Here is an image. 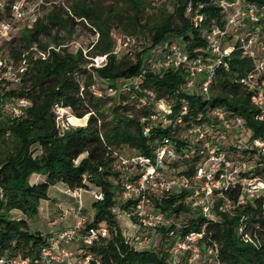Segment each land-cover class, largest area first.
<instances>
[{
	"label": "trees",
	"instance_id": "trees-1",
	"mask_svg": "<svg viewBox=\"0 0 264 264\" xmlns=\"http://www.w3.org/2000/svg\"><path fill=\"white\" fill-rule=\"evenodd\" d=\"M219 1L176 0L173 13L163 15L158 24L149 28V49L162 54L163 44L173 40L179 43L182 54L189 61L198 56L205 59L209 31L216 26L223 29L229 16ZM224 1L231 5L229 1L232 0ZM129 2L134 11L131 33L136 34L145 29V25L140 23L144 5L139 0ZM255 2L264 5L261 0H243L244 7ZM188 5L190 11L186 12ZM42 12L43 17L32 28L26 29L22 36L6 44L14 64L22 58L24 53L21 51H29L32 46L47 53V56L41 59L29 51L30 55L24 57L27 70L14 95L16 100L28 99L30 105L21 118L3 116L0 119V255L10 253L37 257L39 249L54 233L43 235L38 231L31 232L29 220L37 215L39 203L47 198L48 189L62 184L67 191L95 189L103 194V200L94 199V215L87 222V228L99 227L104 222L108 229V235L100 237L90 247L102 264H172L166 248L171 242L168 234L170 230L180 236L189 231L202 232L199 240L201 251L209 254V249L215 247L209 254L213 261L206 264H264V193L226 211L223 209L225 202H234L239 190H223L212 202V220L204 218L197 209L188 206L183 194H155L152 202L156 209L168 213L170 217L185 215L186 221L179 227H161V242L154 249L136 250L125 242V234L116 224L111 211L115 201H119L118 192L122 183L130 178L128 174L116 170L117 150L122 146H128L135 154L151 155L156 141L168 135L173 147L181 151L189 140L184 137L185 127L190 125L188 122L198 113L214 109H223L230 117H240L249 138L264 140V111L252 104L254 91L239 82L254 67V59L241 48L245 38L239 37L233 45L228 46L230 54L215 67L208 93L204 96L200 92L201 81L195 82L191 87L193 91L187 92L188 72L184 66L166 68L164 71L149 67L145 69L141 55L146 49L138 52L135 60H131L128 54L116 55L111 28L101 22L96 8L72 0L69 7L55 4L43 8ZM173 17L177 20L175 23L171 21ZM80 18L91 20L98 32V39L92 46L94 55H106L103 67L94 69L101 84L98 88L90 74L81 79L87 72V60L82 50H69L65 47L60 52L54 48L49 49V44L41 42V38H50L58 46L59 32L64 30L69 35L74 34V28L79 23L76 19ZM251 25L250 31L256 30L257 33L256 42L261 41L264 45V16ZM228 31L224 42L237 35L231 29ZM20 37L22 48H16L15 44ZM129 78H137V86L127 85L125 81ZM109 79L113 82L109 83ZM121 79L124 82H120ZM103 85L115 88V95L112 96L115 104L111 108L114 112L112 121L107 120L103 111L108 101L102 94L105 93L103 89L107 90ZM128 86L137 102L146 97L145 90H150L157 101L164 100L171 107L173 114L178 113L183 104L187 105L184 125L174 132L168 124L152 122V134L143 136L142 128L149 123L146 119L151 115L152 103L139 109L136 104L137 110L132 102L128 105L126 100L129 96L124 92ZM96 91L99 95L95 94ZM54 103L68 109L76 119L85 121L87 118L85 125L68 126L60 130L52 111ZM129 110L136 114H125ZM260 115L261 119L258 118ZM33 146L39 147L40 151L37 152ZM237 154L242 160L254 161L252 175L264 181V152L249 149ZM199 160L200 156L195 152L184 160L178 158L175 165L184 174L191 176ZM32 175H39L41 179L30 183ZM123 207L127 210L129 204L125 203ZM12 211L21 216L18 214L17 218H11L9 214ZM200 261L199 257L195 264ZM178 264L187 262L181 260Z\"/></svg>",
	"mask_w": 264,
	"mask_h": 264
},
{
	"label": "built area",
	"instance_id": "built-area-1",
	"mask_svg": "<svg viewBox=\"0 0 264 264\" xmlns=\"http://www.w3.org/2000/svg\"><path fill=\"white\" fill-rule=\"evenodd\" d=\"M264 1V0H261ZM258 2L246 5L242 10L229 14L225 27H213L209 31L207 56H201L189 61L182 54L180 45L176 41L164 43L163 59L158 63L165 68L184 66L188 72L186 87L195 85L196 79L201 77L200 92L207 95L210 82L215 73V67L230 54V49L224 46V37L228 30L236 33L235 26L238 17H249L250 23H257L261 16H264V5ZM48 0H0V100L1 94L6 85H19L27 70L26 54L17 64L7 54L6 44L10 42L20 30L22 22L36 16L40 10L46 8ZM219 5L225 9L231 7L224 0L219 1ZM190 11V5L186 12ZM77 21H84L87 27L92 30L95 38H98L96 28L90 25L86 19L80 18ZM201 20V17L198 21ZM239 20V22H240ZM257 39L256 30L248 32L242 42L243 52L254 59V67L241 77L239 82L248 86L254 91L251 102L254 106L264 111V45H261V55L259 59L250 52ZM97 39H95L96 41ZM257 43V42H256ZM173 48V50H172ZM52 49V47H49ZM167 49V50H166ZM56 50V49H55ZM37 57L45 59L47 53L39 51L36 46L29 50ZM114 53H116L114 51ZM85 56V51H83ZM106 60V55L91 58V67H101ZM205 60V61H204ZM257 61V62H256ZM154 67V66H153ZM124 89H129L124 88ZM115 89L109 86L108 91ZM95 94L99 93L96 91ZM146 97H142L137 104V108L156 105V114H151L148 125L142 128V134L148 137L152 134L153 123L160 122L162 125H170L171 130L177 131L184 125L183 119L187 116V105L183 104L178 113L173 114L172 109L164 100H156L153 92L144 91ZM154 101V102H152ZM30 105L28 99L19 98L14 100L11 106L14 117L21 118L25 115L27 107ZM164 107V108H162ZM152 109V108H151ZM52 111L55 114L56 125L62 130L67 126H61L59 119L68 109L54 103ZM259 119L262 118L260 115ZM186 126V136L189 140L181 151H177L170 141L168 135H163L156 141V146L151 151V155L134 154L129 158L118 156L117 165L124 168L129 179L122 183L118 192V199L121 203L129 204L127 209L128 216L135 218L133 224L134 231L128 236L125 235V242L132 245L136 250L144 249L150 243L151 238L147 236L150 229L162 227L169 229L171 226L168 213L160 212L152 202L155 194L184 195L185 203L193 209H197L201 216L208 220L214 218L212 202L217 194L223 190H239V194L234 202L227 200L223 206L226 211H231L234 206L243 205L248 199L257 194L264 193V181L252 175L255 168L250 161H245L237 157V153L243 150L253 149L256 152H264V140L248 137V131L240 117H230L223 109H214L206 113H198L196 117L188 122ZM228 135L234 136L230 139V146L225 147L224 143ZM197 152L200 156L199 163L193 175L188 176L182 169L176 166L177 159L189 158L192 153ZM81 191H67V195L77 200L78 205L71 208L74 218V225L66 227L47 238L45 244L39 249L35 258L15 256L10 253L0 255V264H102L97 256L91 251L90 247L100 237L108 235L106 226L88 227V216L83 214L82 203L80 200ZM94 198L103 200L101 192H94ZM146 230V232H144ZM171 242L167 246V253L172 264H178L185 258L187 264H195L199 258V240L202 236L200 231H189L185 235H176L172 230L168 231ZM149 235V234H148ZM215 250L209 249L211 254Z\"/></svg>",
	"mask_w": 264,
	"mask_h": 264
},
{
	"label": "rangeland",
	"instance_id": "rangeland-1",
	"mask_svg": "<svg viewBox=\"0 0 264 264\" xmlns=\"http://www.w3.org/2000/svg\"><path fill=\"white\" fill-rule=\"evenodd\" d=\"M78 2H81L87 6H90L92 8H96L97 12L99 13L101 17V22L105 26H109L111 28V36L114 39V42L116 43L114 46V51L117 53L116 55H124L128 54L129 58L131 60H135L136 54L140 52L141 50L146 51L142 53L141 57L143 58V66L144 68H154L157 71H164L166 68L162 65H159L158 63L163 59L160 55V51L156 52V50L149 49V46L151 45V31L149 28H151L153 25L158 24L162 18L163 15H171L176 7V0H139L143 5L144 9L141 13V20L140 23L145 25V29L143 31L133 34L131 33V26L133 23V9L132 6L129 4V0H77ZM227 1V0H226ZM49 4L46 8H49L55 4H61L64 6H70L72 3V0H48ZM232 2V3H230ZM229 4H231V7L227 8V12L229 14H234L237 10H242L244 8L243 0H232L229 1ZM47 9H45L46 11ZM43 17L42 10L39 11V13L36 16H33L29 19H27L25 22H22L20 26V30L15 36L17 38L18 36H22L26 29L32 28V26L37 22L39 18ZM241 17H238L237 22L235 24L237 28V35H233L229 40L225 41L223 44L225 47L229 45H233L236 42L237 38H245L248 32H251V21L249 17H243V20H240ZM87 20V19H86ZM240 20V22H239ZM173 23H175L177 20L175 17L171 20ZM87 22L92 25L91 20H87ZM93 26V25H92ZM94 27V26H93ZM95 28V27H94ZM59 36V45L57 46L55 43V40L50 38H41V42L49 44L50 47L56 49L57 51L65 50V47L69 50H75L80 49L85 51V59L87 60L86 63V74H83L81 76V79L85 77V75L90 74L91 80L95 82L96 88L100 87L101 84L99 83L97 76L95 74V67H91V58L95 57L97 55H94L92 46L96 43L95 36L93 35L92 31L87 27V25L84 23V21H80L74 28V34L69 35L64 30H61L58 34ZM18 42L15 44L16 48H22V42L21 37L18 38ZM174 42L171 40L170 43ZM177 44H179L177 42ZM165 44H163L164 46ZM261 41L256 43L249 48L250 52L254 53V55L259 57L262 53L261 51ZM14 48V49H16ZM167 50V49H166ZM173 50V48H172ZM155 52V53H154ZM21 53L30 55V52L28 49H24L21 51ZM9 55V52H7ZM117 56V57H118ZM264 56V55H262ZM149 59V63H148ZM154 66V67H153ZM103 67V66H102ZM143 68V69H144ZM143 71V70H142ZM145 71V70H144ZM143 71V72H144ZM148 71V70H146ZM145 71V72H146ZM80 79V81H81ZM201 80V77H198L196 81ZM110 81V82H109ZM109 83H112L113 80L109 79ZM120 82H124V79H121ZM127 85L129 86H137V78H129L127 81H125ZM98 86V87H97ZM105 85H103L104 87ZM107 90L103 89L105 93L103 94V97L107 98V104L104 106L103 111L106 114V118H108V121H112L114 112L111 111V108L115 105L112 96L115 95V91L112 90L111 92L108 91L109 86H105ZM128 88V87H127ZM191 88V87H190ZM19 86L18 85H6L5 90L1 94V100H0V119H2L3 116H8L13 118L14 115L11 110V106L14 105V99H16V96L14 95L16 91H18ZM115 89V88H114ZM125 93L128 94L129 98L126 100V103L129 105L131 102L134 105V108L136 109L137 100L133 97V91L130 89H124ZM190 91H193V89L187 90L188 93ZM149 91V90H146ZM152 92V91H150ZM154 102V101H152ZM157 105V104H156ZM156 105L152 106L151 114H156ZM156 106V107H155ZM164 108V107H162ZM137 110V109H136ZM120 111V110H119ZM132 114H136L135 111H131ZM130 110L128 112H125V114H131ZM63 116L60 117L59 123L63 127L69 125V126H83L86 123L85 121H81L80 119H76L74 116L67 115L66 112L62 113ZM234 136H229L227 140L224 143L225 147H228L230 144V139H233ZM33 148L39 152L40 148L37 146H33ZM119 152V155L123 156L124 158H129L130 156H133L135 152L129 148L128 146H122L117 150ZM84 156V155H83ZM254 161H251L253 164ZM116 170H120L124 174L126 171H124L119 165L116 167ZM31 178V177H30ZM29 178V182H31ZM63 185L58 184L55 187H50L47 192V198L42 199L39 203L38 212L37 215L30 218V231L31 232H40L43 235H49L52 233H56L58 231H61L62 226L68 224V227L74 225L73 217L71 218L68 210L66 207V204H68L70 207H76L78 205L77 200L71 198L67 195V192H64ZM96 192L95 189L93 190H84L81 191V205L83 208V214L88 216L89 219L93 217L94 215V209L92 207V203L94 202V195L93 193ZM59 204L62 208V210L58 209L56 205ZM124 204L120 201L116 202L114 204V207L111 208V211L115 217V222L119 226L120 230L125 235H130L134 229L133 224L136 222L135 218L129 217L127 210H125V207H123ZM71 208L69 209V211ZM196 212V211H195ZM20 213L12 211L9 216L11 218H17ZM65 214L64 221H61L62 215ZM21 216V215H20ZM72 216V215H71ZM186 217L185 215H179V216H172L170 218L171 225H174L176 227L181 226L183 223H185ZM70 224V225H69ZM100 226H105L104 222H101L99 224ZM161 228L156 227L154 229H150L148 232L144 230V232L147 233V236L151 238L150 243L147 244L145 248L154 249L157 247V245L161 242L160 236H161ZM149 234V235H148ZM162 248V247H160ZM167 248V247H166ZM202 248H199L198 255L200 257L199 264H206L205 262H212V258H210V255L201 251ZM185 258L182 259L184 261Z\"/></svg>",
	"mask_w": 264,
	"mask_h": 264
},
{
	"label": "crops",
	"instance_id": "crops-1",
	"mask_svg": "<svg viewBox=\"0 0 264 264\" xmlns=\"http://www.w3.org/2000/svg\"><path fill=\"white\" fill-rule=\"evenodd\" d=\"M38 179H41V176H39V175H32L31 178H30V180H31L32 183H33V182H36ZM57 185H58V184H57ZM57 185H56V186H57ZM60 185H62V184H60ZM54 187H55V186H54ZM63 189H64V192H67V188H65V186L63 187ZM56 207H57L58 209L62 210V208H61V206H60L59 204H57ZM66 207L68 208V209H66V211L68 210V213H69L70 217L72 218V217H73V216H71V215H72V211H71V210L69 211V209H70V208H73V207H70L68 204H66ZM62 216H63V217L61 218V219H62L61 221H64L65 214H63ZM72 219H73V221H74V218H72ZM73 223H74V222H73ZM69 225H70V224H69ZM66 227H68V224L62 226L61 230L64 229V228H66ZM69 227H70V226H69Z\"/></svg>",
	"mask_w": 264,
	"mask_h": 264
}]
</instances>
